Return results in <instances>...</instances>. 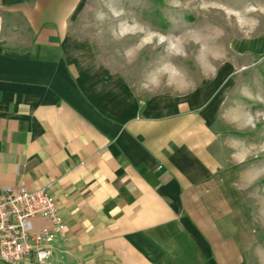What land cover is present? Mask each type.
Listing matches in <instances>:
<instances>
[{"label": "crops", "instance_id": "crops-1", "mask_svg": "<svg viewBox=\"0 0 264 264\" xmlns=\"http://www.w3.org/2000/svg\"><path fill=\"white\" fill-rule=\"evenodd\" d=\"M78 1L0 0V186L54 195L49 264H220L197 211L223 168L215 111L99 60Z\"/></svg>", "mask_w": 264, "mask_h": 264}, {"label": "rangeland", "instance_id": "rangeland-1", "mask_svg": "<svg viewBox=\"0 0 264 264\" xmlns=\"http://www.w3.org/2000/svg\"><path fill=\"white\" fill-rule=\"evenodd\" d=\"M78 2L73 28L99 60L140 88L180 86L215 111L223 168L198 215L220 264H264V0Z\"/></svg>", "mask_w": 264, "mask_h": 264}, {"label": "built area", "instance_id": "built-area-1", "mask_svg": "<svg viewBox=\"0 0 264 264\" xmlns=\"http://www.w3.org/2000/svg\"><path fill=\"white\" fill-rule=\"evenodd\" d=\"M36 219L47 222L36 227ZM63 217L50 189L0 186V262L49 264L53 243L63 233Z\"/></svg>", "mask_w": 264, "mask_h": 264}, {"label": "bare ground", "instance_id": "bare-ground-1", "mask_svg": "<svg viewBox=\"0 0 264 264\" xmlns=\"http://www.w3.org/2000/svg\"><path fill=\"white\" fill-rule=\"evenodd\" d=\"M209 1H212V0H209ZM218 1V0H217ZM216 2V1H215ZM222 3V2H221Z\"/></svg>", "mask_w": 264, "mask_h": 264}]
</instances>
